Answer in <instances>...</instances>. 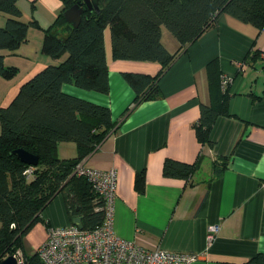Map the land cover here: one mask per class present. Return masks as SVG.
I'll return each instance as SVG.
<instances>
[{"label": "crops", "instance_id": "0c3cea01", "mask_svg": "<svg viewBox=\"0 0 264 264\" xmlns=\"http://www.w3.org/2000/svg\"><path fill=\"white\" fill-rule=\"evenodd\" d=\"M18 5L21 18H35L38 26L29 27L18 48L2 50L5 64L17 68L13 78L21 71L17 58L27 61L7 100L25 78L54 61L41 51L44 29L63 8L61 0H18ZM1 13L0 21L5 23L7 15ZM161 41L176 55L159 76L160 94L153 99L134 104L135 93L122 73L156 75L160 64L113 59L109 28L104 30L108 92L63 84L66 93L107 106L116 126L82 161L116 171L113 229L117 235L147 248L201 253L190 264H247L252 256L264 254V27L222 13L184 48L165 27ZM213 59L220 76L229 78L228 113L216 115L210 143L201 144L194 128L200 107L212 105L220 94L209 82L207 63ZM76 151L72 141L57 146L60 158L74 157ZM167 157L197 161L198 168L188 180L164 176ZM216 167H222L219 174ZM140 172H144L142 191L134 185ZM70 223L64 196L58 193L27 229L19 248L24 256L33 254L45 242L49 226ZM210 225L218 230L208 241Z\"/></svg>", "mask_w": 264, "mask_h": 264}, {"label": "trees", "instance_id": "16d2710c", "mask_svg": "<svg viewBox=\"0 0 264 264\" xmlns=\"http://www.w3.org/2000/svg\"><path fill=\"white\" fill-rule=\"evenodd\" d=\"M61 1L63 8L44 29L41 47L54 61L24 80L8 103L0 105V260L22 245L27 229L58 193L63 194L70 217L81 216L83 227H93L103 218L101 197L84 176L74 173V168L116 130L115 122L107 106L66 93L62 86L69 83L85 90L108 92L106 28L110 31L113 59L160 64L156 75L122 73L135 93L134 104H138L159 96V76L176 55L162 43V27L174 36L179 48L194 41L222 13L264 27V0H99V11L89 8L84 0ZM77 2L82 7L81 19L72 26L62 12ZM0 12L7 15L0 26V76L12 78L17 68L5 64L2 50L18 48L26 40L29 27L38 26V22L21 18L18 0H0ZM207 70L210 85L220 94L212 105L200 107L194 128L201 144L210 143L216 115L228 113L226 92L219 89L221 76L216 59L207 63ZM63 141L76 144L74 157L58 156L57 146ZM16 148L36 154L37 164L22 162L13 153ZM222 161L225 166L226 159ZM28 168L31 172L24 173ZM197 168V161L187 163L167 157L162 174L188 180ZM215 170L219 174L222 167ZM134 185L138 191L143 190L144 172L136 174ZM24 264L43 262L35 252L25 255ZM247 264H264V254L252 256Z\"/></svg>", "mask_w": 264, "mask_h": 264}, {"label": "built area", "instance_id": "2783aa9c", "mask_svg": "<svg viewBox=\"0 0 264 264\" xmlns=\"http://www.w3.org/2000/svg\"><path fill=\"white\" fill-rule=\"evenodd\" d=\"M229 78L220 77V88L226 89ZM31 168L24 173L29 174ZM74 173L84 176L103 201V218L93 227H78L73 223L49 226L45 242L37 254L43 264H190L201 255L199 252L174 251L157 246L147 248L134 240L117 235L113 229L114 200L116 196V171L114 168L98 169L81 160ZM217 225L207 228V239L212 240ZM17 264L25 263L20 248L13 253Z\"/></svg>", "mask_w": 264, "mask_h": 264}, {"label": "water", "instance_id": "95a60500", "mask_svg": "<svg viewBox=\"0 0 264 264\" xmlns=\"http://www.w3.org/2000/svg\"><path fill=\"white\" fill-rule=\"evenodd\" d=\"M89 8H94L96 11H99L98 3L99 0H84ZM82 7L79 2L72 4L66 8L62 15L64 19L71 24L76 26L81 19ZM13 153L22 161L29 165H36L38 162V156L32 152H29L23 148H16L13 150ZM72 223L78 227H83L81 216H74L72 218ZM0 264H17L16 257L13 254H7L0 260Z\"/></svg>", "mask_w": 264, "mask_h": 264}, {"label": "rangeland", "instance_id": "374dc122", "mask_svg": "<svg viewBox=\"0 0 264 264\" xmlns=\"http://www.w3.org/2000/svg\"><path fill=\"white\" fill-rule=\"evenodd\" d=\"M26 4L28 5L29 2L27 1ZM24 11H26V9H24ZM1 15L6 17L5 13H1ZM1 22H2V20L0 21V23ZM2 23H4V22H2ZM17 60L20 62L21 71L18 72V74L14 78L13 77H12V79L11 78H4V77L0 76V105H6L8 103L9 100H7V99L9 97L10 93H12L14 87L16 85H18L16 83H17V81H19L18 79H20V77H22V74L25 71V62L27 63V61L22 59V58H17ZM27 78H25V79H27ZM15 89H17V88H15ZM66 142H69V141H66ZM95 201H97V199H95Z\"/></svg>", "mask_w": 264, "mask_h": 264}]
</instances>
